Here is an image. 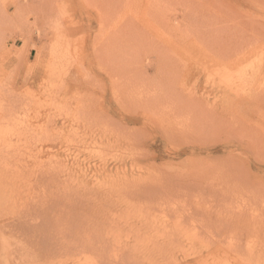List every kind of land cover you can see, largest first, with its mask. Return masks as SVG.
<instances>
[{"label":"rangeland","instance_id":"rangeland-1","mask_svg":"<svg viewBox=\"0 0 264 264\" xmlns=\"http://www.w3.org/2000/svg\"><path fill=\"white\" fill-rule=\"evenodd\" d=\"M206 5L209 7H205ZM14 11L19 12L17 17L13 16ZM0 25V86L10 91L12 101H18L15 103L22 108V112L27 111V114H20L23 123H16L17 126H14L15 123L10 124L8 129L7 136L12 137L11 141L8 138L10 148L16 153L10 154L12 165L18 164L17 159L24 158V150L27 151L30 147V149L41 148L42 143L44 147L47 145L46 142L56 137L72 138L76 133L82 134L85 145L73 139L74 142L71 141L73 144L66 143L69 145L67 147L63 145L62 151L56 153L58 156L55 154L51 157L63 158L67 155L73 158L75 155L74 157L91 166L90 175L95 173L100 180L104 178L102 179L100 175V169L95 171L97 166L101 167L105 164L110 169L113 168L112 173H114L105 178L108 181L102 188L121 184L119 179L122 175L115 173L114 166V163L120 159H123V165L119 167L130 171L132 161L139 158L143 168L134 171L135 175L138 172L136 176L133 175L134 179L139 178L144 181L146 178L150 181L157 179L162 180V183L166 181L164 184L169 188L170 185L179 188L178 184L187 187L188 182L190 185L192 182L193 185L197 183L204 185L209 179L204 177L206 168L212 165L225 166L231 162L226 160L229 154L236 156L242 154L240 160L245 165L248 161L254 163L252 159L264 163V0H0ZM139 60L154 67L149 69L147 66V71L141 74L138 70L136 72L133 70L132 74L125 73V70H132L133 66L140 64ZM127 63L129 65H126ZM165 63L169 65L164 66ZM120 65L123 67L120 68ZM158 65L163 66L161 68H165V71ZM161 71H168V74H163ZM110 74H115L116 77L119 75L117 78L120 81ZM127 74L130 77L126 76ZM159 76L163 78L161 83L156 82ZM147 81L150 87H146ZM179 83H182L181 86L184 85L183 88L177 87ZM152 84H156L155 88L151 86ZM112 87L115 89L113 90ZM151 88L155 91L152 92ZM12 91L13 93L17 91L19 96L16 93L15 96ZM154 92L157 94L153 95ZM171 92L172 96L175 94V97H178V100L175 99L177 102L171 99L173 98ZM165 93L169 97L168 100L166 103L165 99L161 100L162 107L155 108L157 105L154 104L159 105L157 102L160 99H167ZM153 99H156V102ZM170 99L171 104L167 106ZM125 100L130 101L131 105L125 104ZM228 100L232 101L228 102ZM151 102L154 112L146 105ZM229 103H234V106L231 107ZM157 109L162 111L157 112ZM90 111L101 118L100 121L99 118L97 119L94 129L84 122L80 123L72 119L80 113H89L88 116L91 114ZM98 112L105 117L108 115V118H104L102 114L100 117ZM54 113L52 117L58 119L57 125L45 130L35 127V130L31 132L29 130L25 135L24 126L22 129V125L18 127L20 124L24 125V117L36 124V119L40 122L45 116ZM59 115L62 119L66 116V122H63ZM107 122L110 123L109 126ZM95 127H98V131ZM14 128L19 129L18 132ZM129 128L135 129L137 137L132 135V138L131 134L126 132ZM101 129L105 133H100ZM117 129H122L119 130L120 134L116 133ZM14 132H16L15 137ZM110 132H113L114 136L113 133L110 136ZM95 133L98 135L96 136ZM87 134L91 136L86 138ZM115 134L121 139L118 138L120 141L114 140ZM42 138L45 144L40 140ZM126 138H132L135 144L130 146L129 139ZM123 141L125 144H122ZM86 143H89L88 146ZM18 146L19 148L23 146L22 154ZM84 147L86 149H83ZM93 148H96L95 152ZM87 153L89 157L91 155L90 158ZM132 153H134L133 158ZM20 154L23 157H16ZM199 176H202V179L204 177L205 180H201ZM14 177L15 174L11 175L10 194L17 197V194H24V177L21 175L22 181L18 178L20 183ZM257 180L264 181V177ZM99 185L91 186L99 187ZM190 185L188 187H194ZM8 200L5 201L8 209V226L0 225V264H25V257L26 260H32L27 254L29 252L27 245L35 241L42 244L43 239L30 224L31 218L36 215L38 217L36 223L40 224L39 231L43 235H51L55 230L62 237H71L76 229L81 231L90 227L91 232H95L91 237H101L96 233L97 228L101 230V223L84 219L86 214L82 209L86 207V200H72L71 203L75 207L69 206L67 209L59 206V209H62L60 213L73 212L70 213V217H73L70 223L60 222L46 226L49 220L40 216L42 209H35V204L27 202L29 205L27 208L24 203ZM138 209L132 207L119 210L115 215L113 221L119 222L128 218L133 222L129 224L127 222L126 227H117L115 237L108 244V251L115 245L119 246V240L126 243L125 237H151L144 230L146 228H141V223H136V217L141 212ZM90 210L92 209H89L88 214L92 212ZM175 215L169 210L167 214L161 216H165L163 220L171 223ZM253 224L250 228L251 232L239 239L241 246L249 244V247L248 245L241 247V249L246 248L242 250V253L244 251L242 258L238 257L237 260L235 255L228 253L226 257L207 264H257V262L262 264L264 254L261 257V253L255 251L262 247L261 240L264 242V234H262L264 223L255 221ZM137 229H143V232H137ZM182 237H188L190 242H197L196 246H200V237L207 236L187 232ZM245 237L250 240L247 241ZM132 239L127 243V248L133 253L136 250L140 251L138 240ZM248 249L252 250V254H245ZM182 255V252H178L174 258L182 259L184 257ZM90 256L91 253L88 251L78 255V259L88 260ZM240 259H244V262ZM31 263L32 261H29L26 264ZM34 263L38 264V261Z\"/></svg>","mask_w":264,"mask_h":264},{"label":"bare ground","instance_id":"bare-ground-1","mask_svg":"<svg viewBox=\"0 0 264 264\" xmlns=\"http://www.w3.org/2000/svg\"><path fill=\"white\" fill-rule=\"evenodd\" d=\"M208 3H209V1H208ZM208 3H206V4H208ZM25 5H26V7H28V3H26ZM19 7H20V5H19ZM19 7L17 8V10L19 9ZM205 7H209V6L206 5ZM210 9H208V12ZM40 11H43V10H40ZM200 11H201V9H200ZM17 12L18 11H14V15H13L14 17L18 16ZM62 12H63V10H62ZM205 13H204V15H205ZM48 15H49V13H48ZM3 17H4V15L2 16V18ZM37 19H38V17H37ZM0 27H1V25H0ZM168 29H171V28H168ZM201 29H203V28H201ZM156 31H158V30H156ZM120 38H122V37H120ZM24 50H26V49H24ZM139 63L140 64H137L135 67L133 66V69L131 68L132 70H127V71L125 70V73H129V74L131 73L132 74L133 70L135 72H136V70H138L140 72L139 74H141V72L143 73V72L147 71L146 70V69H148L147 66L149 67V69L154 67V66L152 67V65L150 63H146V64L144 63L145 65L143 63H141V61ZM159 64H160V61H159ZM167 64L168 63H165L164 66ZM126 65H129V64L127 63ZM170 66H168V67L170 68ZM121 67H123V66L120 65V68ZM158 67H160V65H158ZM161 67L163 68V66H161ZM169 68H168V70H169ZM127 69H129V68H127ZM164 69H162V70L165 71ZM118 71L119 70H117V73H119ZM120 71L123 72L124 70H120ZM157 71L159 72V69ZM163 71H161V72H163ZM112 72L110 71V73H112ZM167 72H163V74H165ZM169 72H170V70H169ZM123 74L124 73H122V75ZM112 75L114 76L115 74H112ZM170 75H171V72H170L169 76ZM231 75H232V73H231ZM126 76H129V75L127 74ZM161 76H159L158 79L156 80L157 83L163 82V78ZM114 77H116V76H114ZM120 77H121V75H120ZM129 77H127V78H129ZM121 78L124 79L123 76ZM140 78H141V76H140ZM146 78H147V75H146ZM230 78H231V76H230ZM168 79L170 80L171 78H168ZM118 80L120 81V79H118ZM142 80H144V78ZM150 80H152V79H150ZM113 81L114 80L111 81L112 86H114V84H115V83L113 84ZM233 81H234V79H233ZM139 82H140V80H139ZM140 83H143V81H141ZM227 83H230V82L227 81ZM163 84H165V83H163ZM180 84H182V83H179V85L177 87L183 88L184 85L181 86ZM117 85H118V82H117ZM145 85H146V87H150L148 81L145 83ZM176 85H177V83H176ZM151 86L154 87V86H156V84L155 85L152 84ZM4 88H5V86H4ZM154 88H151L152 92H153ZM5 89H7V88H5ZM5 89H3L2 86H0V223H1L0 225H2V227L8 226V221H7L8 209L6 207L7 205L5 204V201L8 199H13L12 201L19 202V204L24 203V206H27V208L29 207L27 202H29V203L35 204V206H36L35 209H42V213L40 216H43L45 218V220H49L46 222L45 226L49 225V224L54 225L55 223H60V222H62L63 224L70 223L71 219L73 218V217H70V213H73V212L60 213L62 211V209H59V206H61V208L67 209L69 206H74L71 203L72 200H76V201L86 200L87 201L86 207H85L86 209L85 208L82 209L86 214L84 219L90 220L91 222L95 221V222L101 223V230L99 228L96 229V233L101 237H91L95 234V232H91L90 227H86L85 229H83L81 231H76L77 230L76 229L72 233L71 237H62V235L60 233H56L55 230L52 231L53 234L46 236V235H43L39 231L40 224L36 223L38 221L37 220L38 217L36 215L35 217L31 218L30 224L36 229V231L39 234V237H42L44 240L42 239V244L35 241V243L29 244V246L27 245V249L29 251L27 254H28V257L32 258V260L31 259L26 260V257H25L24 258L25 264L27 262L29 263V261H32L31 264H35L34 262H37V261H38V264H207V263H212V262L214 263V261H216L217 259L219 260L221 257H224L225 255H228V253H232L233 256L235 255V259L237 257V260H238L239 259L238 257L242 258V256H243L242 254L244 253V251L242 253V250L246 249V248L241 249V247L244 248L247 245L249 247V244H247L246 246H241L239 239L241 237L243 238V236H246V235H248L249 232H251L250 228H251V226L254 225L253 223H255V221H260V223H262V224L264 223V181L257 180V179H261V177H264V163H263V161L260 163V162H257L255 159H252V161H254V163L248 161L247 165H245L240 160L242 158V154L237 155V156L229 154V156L227 157L226 160L231 161V162L227 163L225 166H216V165L208 166L205 170L207 176L204 174V172H202L203 176L205 175L204 176L205 179H207V177L209 178L205 181L206 183H204V185H201V183H199V184L197 183V184L193 185L192 183H194V182H192L191 185H193L194 187H188L190 185L189 184L190 182H188V184L186 185L187 187H184V186L181 187V186H179L180 184H178L179 188H177V187L174 188L172 186L173 189H172L171 185H170V188H171L170 189L168 187V185L164 184V183H166V181L164 182V180H163L164 183H162L161 182L162 180L159 181L157 179H156V181L155 180L150 181L149 179L147 180V178L145 179V181L141 180L139 178L134 179L133 175H135V173H136V172L134 173V171L135 170L137 171V170H140L141 168H143V167H141L142 165L139 163V160H138L139 158L138 159L135 158L136 160L132 159L134 161V162L132 161V164L129 162V164H131V166H130L131 170L130 171L126 170V168L123 169V167L122 168L119 167V166L123 165V159L116 161L114 163L115 173L122 175L121 179H119L121 184L118 182L120 185H117L116 187L115 186L113 187V185H112V187L106 186V187L102 188V186L105 185L108 181V180L106 181L105 178H107L108 176H111L114 173V172L112 173L113 168L110 169L109 166L105 165V164H104V166H101V167L96 165L97 169L95 171L100 169V175L102 176V179L104 178L103 180H100V179H98V177H96L95 173L92 172L93 174L90 175L92 167L86 165L84 163V161L79 160L78 157H74L75 155L73 156V158L68 157L67 155L63 158H59V157L52 158L51 157V155L54 156L56 153L58 154V151L61 152L63 145L67 147V145H69V144H66V143L71 144L72 142H74V140H76L77 143L84 144L82 136H81L82 134L79 135L77 133H76L75 137L73 136L72 138H69V136H68V137H65V139L63 137L62 138L56 137V139H55L52 136L54 139L51 138L52 140L46 142L47 145L44 146V147L47 146L46 149H44V147H42L43 143H42L41 148H35L36 145L34 147L35 149H33V148L30 149L31 148L30 147L27 151L24 150V152H23L24 158L23 159H17L16 161L19 160L18 164L12 165L13 160H10L11 159L10 154H11V152H14V150H13V148H12V150L10 148V141L12 140V137L9 138L7 136L8 135V129H9L10 124L15 123L14 126H17L16 123H18V124H19V122L23 123L21 118H20V114H23V113L27 114V111L22 112V110H21L22 108L17 106V104L15 103V102H18L17 100L15 101L16 98L14 99L15 102H13L10 95H9L10 91L8 92V90L6 91ZM112 89H113V87H112ZM156 89H157V87H156ZM168 89H169V86H168ZM143 91H144V89H143ZM21 92H23V91H21ZM156 92H154V94L151 93V95L152 94L155 95L158 93V92L157 93ZM12 93H13V91H12ZM15 93H13V94H15ZM16 94L18 95L19 93H16ZM16 94H15V96H17ZM20 95H21V93H20ZM166 95L167 94L165 93L164 96H166ZM181 95H179V97H182ZM124 96H128V95H124ZM171 96H172V92H171ZM175 96L176 95L173 94V96H172L173 98L170 97L172 100H174V102L176 100H178V97H175ZM258 96H260V95H258ZM153 97L156 98V96H153ZM159 97H161V96H159ZM12 98H14V97L12 96ZM17 98L19 99V97H17ZM168 98L169 97H167V99L166 98H162V99L159 98L160 100H159V102H157V103H159V105L154 104V105H157V106H155V108L162 107L161 102L165 99L164 102L166 103ZM21 99H22V97H21ZM171 99H170V101H168L170 103H168L167 106H169L171 104V101H172ZM25 100H26V98H25ZM153 100L156 102V99H153ZM229 101L231 102L232 100H228V102ZM261 101H262V99H261ZM23 102H25V101L23 100ZM124 102H126L125 104H127V103L130 104V101L127 102V100H125ZM86 103H88V102H86ZM90 103H92V101ZM151 103L146 104V105L148 106L150 111L154 112L152 109V108H154V106H153V103H152V105H150ZM234 103H235V101H234ZM234 103H232V104L229 103V104L231 105V107H233ZM122 104H124V103H122ZM198 104H200V103H198ZM236 104H237V101H236ZM238 104H240V103H238ZM127 106H129V105H127ZM17 107H19V108H17ZM51 107H52V105H51ZM55 107H56V105H55ZM179 107H180V105H179ZM207 107H208V105H207ZM53 108H54V106H53ZM94 110L92 112H94ZM158 111H162V109L161 110L157 109V112ZM84 112H86V110ZM92 112L90 111L91 114H92ZM102 113L99 114V112H98L100 117H101ZM58 114H60V113H57V115ZM87 114H89V113H85V114L80 113V114L76 115L74 118L72 116L71 117L75 121L78 120V121H80V123L84 122L87 125H89V127L93 128L95 126V123L98 120L100 121L101 118H99V116H95V114H92V115L90 114V115H88L89 116L88 117ZM54 115H55V113L51 116H47V117L45 116V119L41 120L40 122L38 121V119H36L35 120L37 122L36 124L34 121H31V119L24 117V125L20 124L18 127H20L22 125L21 126V129H22V127L24 126V134H25V132L28 133L29 130H30V132L32 130H35L34 129L35 127H39L37 129H41V130L44 129L45 130L47 128L52 127L53 125H55L58 122L57 121L58 119L56 120L55 117H52ZM107 116L108 115H106V117L104 116V118L107 119L108 118ZM21 117H23V116H21ZM59 117H60V119H62L60 115H59ZM71 117H70V119H71ZM65 118H66V116H65ZM65 118L62 119L63 122L64 121L66 122V120H67ZM63 122L61 124H63ZM105 122H103V123H105ZM107 123H108L107 126H109L110 123L109 122H107ZM105 124H102V125H105ZM85 126H83V128ZM17 128H14V129H16V131L18 132L19 129L17 130ZM97 128L98 127H95V129L98 131ZM107 129H108V127H107ZM75 130L79 131L78 129H75ZM119 130H122V129H117L116 133L120 134ZM110 131H112V129H110ZM91 132L93 133V131H91ZM99 132L105 133V132H102V129ZM126 132H129L131 134V136L135 135V137H137L135 134L136 133L135 129H133V128H131V129L129 128ZM15 133L16 132H14V134H13L14 137L16 136ZM112 133L111 132L109 133V134H111L110 136H112ZM95 134H96V136L98 135L97 133H95ZM85 136L87 138V136H91V135L87 134ZM103 136H104V134H103ZM103 136H101V137H103ZM113 136H114V133H113ZM133 136H132V138H133ZM8 138L10 139V141L8 140ZM118 138H119L118 135H116L114 140H117ZM132 138H130L131 141L129 138H126V139H129L128 141L130 143V146H131V144H135V141L133 142ZM26 139H27V137H26ZM30 139L31 138H29V140ZM111 139L113 140V138H111ZM138 139H140V138L138 137ZM40 140L42 141L44 139L42 138ZM84 140H85V137H84ZM137 140H136V142H138ZM42 142H44V141H42ZM88 142H89V139H88ZM124 142L125 141H123L122 144H125ZM95 143L96 142H94V144ZM108 143H106V144L108 145ZM25 144H24V146H25ZM44 144H45V142H44ZM88 144H87V146H88ZM112 144H113V142H112ZM12 146H14V145H12ZM19 147L20 146H18V150L21 151V149H23V146H22V148H19ZM133 147H136V146H133ZM133 147H132V150H133ZM75 149H77V147ZM83 149H86V148L84 147ZM95 149L93 148L94 152H95ZM101 150L102 149H100V151ZM126 150H127V148H126ZM86 151H85V153H86ZM139 151H141V150H139ZM88 152L90 153L89 149H88ZM102 152H104V150ZM116 152H117V150H116ZM135 152H137V151H135ZM20 153L22 154V151ZM21 154L17 155L16 157H18V156L23 157V156H21ZM57 154H56V156H58ZM133 154L134 153H132V155H131L132 158H133ZM126 155H128V154H126ZM137 155H134V157ZM12 156H13V154H12ZM87 156H88V153H87ZM131 156H129V157L131 158ZM90 157H91V155H90ZM124 158H125V156H124ZM86 160L90 161V159H87V158H86ZM86 160H85V162H86ZM126 160H127V158H126ZM10 161H11V164H10ZM130 161H131V159H130ZM93 163H94V161H93ZM98 163H99V161H98ZM100 164H101V162H100ZM138 164H140L139 167H138ZM220 167H221V169H220ZM14 174L16 176L14 178L17 179L16 181H18L19 183H20L19 179H21V181H22V178H20L21 175H23V177H24L23 178L24 179V181H23V183H24V185H23L24 186V188H23L24 194L23 195L17 194V197L15 195H14L15 196L14 197L12 194H10L11 193L10 192V190H11L10 189V179H11V175L14 176ZM137 174H138V172H137ZM18 175H20V177ZM199 177L201 178V180H203V181L205 180L204 177H203V179H202V176H199ZM199 177H197L198 180H200ZM115 179H116V177H115ZM194 179H196V178H194ZM194 179H192V180H194ZM14 180H13V182H14ZM196 181H197V179H196ZM115 182H117V181L115 180L114 183ZM176 183L177 182L175 181L174 184H176ZM92 184H97V185H99V187L91 186ZM195 186H199V187L195 188ZM23 196H24V198H23ZM132 207H134V208L136 207V208H139L141 210L140 214L137 215V217H136V223H141L140 224L141 228H146L144 230L151 237H125L126 243H124L123 240H121V241L119 240V244H118L119 246L115 245L112 250L108 251V249H107L108 244L115 237V234H116L115 230L117 229V227L118 228H120L121 226L126 227L125 225H127L126 224L127 222H128V224L133 222V220L129 221L128 218L125 219L124 221H119V222L116 220L113 221L115 218V215H117L119 210L128 209V208H132ZM87 208L92 209V210H90V211H92L90 214L87 213L89 211V209H87ZM139 209H138V211H139ZM169 210H171L172 212H174L176 214L174 217V220L171 223L163 220V218L165 216H161V215L167 214L169 212ZM159 217H161V218H159ZM130 228L132 229L133 227H130ZM2 230H3V228H2ZM142 230L143 229H140V230L137 229V232H143ZM134 232L136 233L135 229H134ZM187 232L200 233V234H203L207 237H202L203 240L200 237V240H201V241H199L200 246H196L197 242H192V241L190 242L188 240V237H182L183 234H185ZM262 234H264V227L262 230ZM132 238L138 240V244L140 245V251L136 250L133 253L131 250H129V248H127L126 245ZM192 238L194 239L196 237H192ZM245 238L247 239V237H245ZM198 239H199V237H198ZM198 239H197V241H198ZM261 239H262V237H261ZM248 240H250V239L248 238L247 241ZM244 241L246 242L245 239H244ZM188 243H190V245H188ZM24 244H25V242H24ZM245 244L246 243H244V245ZM261 244H263L262 247H260V249H257V251H255V250L254 251L255 252L259 251L261 253L260 256L262 257V255L264 254V248H263L264 242H263V240H261ZM261 244H260V246H261ZM257 247H259V245ZM249 249L246 250L247 252H245V254H247V255L249 253L252 254V252H251L252 250L250 251ZM253 249H254V247H253ZM88 251L91 253V256L88 260L78 259V255H80L81 253H84V252H88ZM178 252H182V254L184 255V257L182 259L181 258H174V255L177 254ZM244 257H245V255H244ZM227 258H228V256H227ZM247 258H248V256H247ZM230 259H232V258H230ZM209 260H211V261L209 262ZM240 260H242V259H240ZM234 263H236V262H234ZM257 264H258V262H257ZM262 264H264V262H262Z\"/></svg>","mask_w":264,"mask_h":264}]
</instances>
